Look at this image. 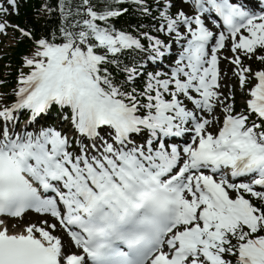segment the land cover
<instances>
[{"label":"snow or ice","instance_id":"1","mask_svg":"<svg viewBox=\"0 0 264 264\" xmlns=\"http://www.w3.org/2000/svg\"><path fill=\"white\" fill-rule=\"evenodd\" d=\"M20 3L0 264H264V0H44L39 37Z\"/></svg>","mask_w":264,"mask_h":264},{"label":"trees","instance_id":"2","mask_svg":"<svg viewBox=\"0 0 264 264\" xmlns=\"http://www.w3.org/2000/svg\"><path fill=\"white\" fill-rule=\"evenodd\" d=\"M44 0H22V7L20 8L19 15L14 17V20L17 21L19 24L23 25L24 27H34L36 31V36L39 37L42 32H44V25L48 27H56L59 23V15L58 13L49 17L45 18L44 16H37L36 12L37 9L41 6ZM55 6L56 0H50ZM17 38V46L13 51L10 53L9 57H6V60L10 62L11 68L16 73L18 67L21 63V56L27 52H29L32 48V42L28 39H20L18 35ZM9 76V75H8ZM14 77L15 75H10ZM15 79H12L10 83H14Z\"/></svg>","mask_w":264,"mask_h":264},{"label":"rangeland","instance_id":"3","mask_svg":"<svg viewBox=\"0 0 264 264\" xmlns=\"http://www.w3.org/2000/svg\"><path fill=\"white\" fill-rule=\"evenodd\" d=\"M0 39H1V37H0ZM224 67L226 68V72L228 73V76L225 77V79L222 82L230 84V85L236 83L235 77L232 76V68H233V66L228 64V63H224ZM224 91H225V93H227L228 89L226 88V89H224ZM236 99H239V102H240L241 105L243 104V99H242V96L239 93V89H237ZM30 218L35 220L34 217L30 216Z\"/></svg>","mask_w":264,"mask_h":264}]
</instances>
